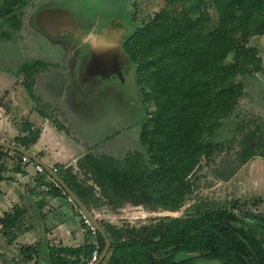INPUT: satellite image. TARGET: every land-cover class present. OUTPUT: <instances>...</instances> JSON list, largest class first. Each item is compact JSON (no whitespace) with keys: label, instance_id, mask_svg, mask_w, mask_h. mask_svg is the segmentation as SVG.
I'll list each match as a JSON object with an SVG mask.
<instances>
[{"label":"trees","instance_id":"16d2710c","mask_svg":"<svg viewBox=\"0 0 264 264\" xmlns=\"http://www.w3.org/2000/svg\"><path fill=\"white\" fill-rule=\"evenodd\" d=\"M27 1L1 0V39L10 40L21 29ZM165 2L141 25L127 26L121 44L127 64L134 69L135 83L152 106L143 111L138 134L147 157L135 152L121 160L88 151L77 161L83 179L71 168L56 170L90 210L123 202L152 211L178 210L191 192L188 177L201 157L209 158L223 148L213 136L219 122L243 95L239 77L262 69L257 48L248 46V42L252 36L264 35V0ZM176 3H180L178 9H174ZM207 7L216 14L211 29L207 28L212 20ZM50 65L33 59L19 66L18 73L25 76L23 86L31 98L35 74ZM52 122L64 129L58 120ZM15 126L21 133L14 144L30 150L38 140L40 126L28 121L15 122ZM239 142L236 167L255 156L264 158V140L255 141L243 134ZM9 152L17 161L13 171L24 172L20 165L23 154L0 148V181L4 179ZM52 183L57 194L68 198L57 183ZM71 203L78 209L75 202ZM237 207L234 203L231 208L216 207L194 216H163L140 227L117 226L98 219L110 242L99 264H196L200 260L264 264V215L241 208L235 213ZM81 225L86 227L82 244H51L45 238L48 227L43 223L42 239L36 244L20 245L18 252L34 264H40L43 254L48 264H93L105 240L83 221ZM31 226L28 210L22 205H14L0 216V235L7 244ZM180 253L186 256L180 258Z\"/></svg>","mask_w":264,"mask_h":264},{"label":"rangeland","instance_id":"374dc122","mask_svg":"<svg viewBox=\"0 0 264 264\" xmlns=\"http://www.w3.org/2000/svg\"><path fill=\"white\" fill-rule=\"evenodd\" d=\"M165 5V0H28L24 7L26 17L24 29L22 26L10 40L0 38V44L2 42L0 69L4 72H11L16 77L22 76L25 80L23 73L17 72L21 64L33 59L55 61L64 58L61 63L65 65L66 73L56 75L57 78L53 81L50 78L54 74L38 78V89L43 90L41 96H46V98L54 96L57 99L55 94H58L61 97L60 102L65 106L63 114L64 116L66 114L65 120L69 127L67 126V129L62 124L65 132L64 135L61 133L63 145L72 152H76L79 150L78 146H85V143L91 142L93 146L82 149L90 150L95 154L108 153L121 160L126 158H124L126 154L129 157L135 152L147 157L145 148L138 142V134L143 111L151 110L152 106L150 102L144 100L135 83L134 69L127 64V71L123 73L108 70L104 73L99 71L91 74L89 67L92 70L93 57L95 59L97 56L93 44L101 34L99 30L102 23H105L102 22L105 21V15L118 14L123 19L125 17L128 29H130L141 25ZM56 7L66 9L76 16L78 25L83 28L81 35L78 36L79 40L83 41L88 34H92L86 42L79 44L76 53L69 51V41L61 46L56 43L52 44L50 42L52 37H49L50 39L40 35L33 37L32 32L26 30L28 26L31 28L34 26L32 13ZM179 7L180 3L174 5V9ZM206 10L212 16L207 26L211 29L216 24V14L209 7ZM102 17L103 20H101ZM94 21L98 23L96 27ZM1 28H4L2 20H0ZM8 41H13L18 46L3 43ZM118 44L122 47V40ZM248 46L257 48L261 57L262 69L256 73L239 77L238 80L244 85L243 95L233 106V111L219 122L213 136V140L220 142L223 148L209 158L202 156L198 166L189 174L188 182L191 185V192L186 195L183 205L175 211L162 209L152 211L141 205L126 202L115 207L104 205L99 209H94L95 212H100L99 219L117 226L140 227L155 223L159 217L194 216L216 207L231 208L234 203L238 205L233 210L235 213H239V208H241L264 215V158L255 156L237 167L234 161L235 154L241 146L239 138L243 134L251 136L255 141L264 140V37L252 36ZM36 53L41 57L36 58ZM73 62L74 69H72ZM0 95H2L0 96L2 106L10 107L7 92L3 91ZM26 101L32 102L34 107H51L40 98L32 99L28 95ZM50 110L46 112L49 113L47 116L51 120L56 119L60 122L56 116L58 113L56 111L52 113ZM71 133L74 134V138ZM104 136L106 138L101 139ZM75 141L79 144L75 145ZM29 149L36 152L33 147ZM77 172L80 179H83V173ZM68 202L71 203L69 200ZM54 216L59 223L63 222L61 215L54 213ZM239 216L242 217L241 214ZM245 218L246 221L251 222L249 218ZM34 220L35 224L32 223L30 227L33 229L31 231L33 236L27 242L13 241L12 244H7L6 239L0 235V262L34 264L33 260H26L18 252L20 245H28L29 242L36 244L42 239L44 228L42 222L38 221V216ZM48 224L51 226H47L48 233L45 238L51 244L77 243V235L74 232L69 235L64 227H58L61 233H56L52 229L57 225L52 226L53 222L49 221ZM68 229L70 227H67ZM57 237H60V241ZM63 237L69 239L65 241ZM79 239L81 240L82 237ZM184 256L186 255L183 253L178 255L180 258ZM40 264H48L46 254L42 255ZM196 264H218V262L200 260Z\"/></svg>","mask_w":264,"mask_h":264},{"label":"crops","instance_id":"0c3cea01","mask_svg":"<svg viewBox=\"0 0 264 264\" xmlns=\"http://www.w3.org/2000/svg\"><path fill=\"white\" fill-rule=\"evenodd\" d=\"M48 10L55 9L48 8ZM25 19L26 17L24 13L22 18V26L25 25ZM32 28L28 26L26 30L32 32L33 37L40 35L45 38H49V35H47L45 31L44 32L46 34L37 29L38 27L35 23ZM50 42H52V44L56 43L60 46L65 45V42L62 40L52 39ZM69 42V51L72 53L75 50L76 45H74L73 41ZM3 43L9 44V46H18L13 41ZM36 54V58L41 57L40 54ZM42 57L48 59L46 56ZM63 60L64 58L55 61L47 60L49 63H51V66H49L45 71L37 72L34 76L32 99L40 98V100L44 101L45 104L51 107H34L32 102L26 101L28 93H26L24 89V79L22 76L16 77L11 72H4L0 69V93L3 91L7 92L10 106L7 108L2 106L0 97V140L14 144L15 137L21 133L16 128L15 122L21 123L23 121H28L36 123L40 126L41 131L38 140L31 145V147L34 148V151H36L32 152L35 154H41L40 158L50 167H56L58 170L71 168V171L76 173L78 171V159L88 152L87 149L84 150L82 148H90L93 146V143L89 142L85 143V146H78L79 150L76 152H72L69 148H66L63 145V136H61V133L64 135L65 132L58 129L52 120L47 116L49 113H46L48 110L54 109L58 113V116H56L60 120V123L68 129L69 126L65 120L66 114L65 116L63 114V107L65 106L60 102L61 97L58 94H55L57 99H55L56 97L54 98V96H49V98H46V96L42 97L41 92L43 90L42 88L41 90L38 89V78L46 77L47 75L51 76V74H54L50 78V80L53 81L54 78H57L56 75L67 72L64 71L65 65L61 63ZM89 70H91L90 67ZM46 72L50 74H47ZM50 111L52 113L55 112L52 110ZM71 134L74 138V134ZM104 138H106V136L102 137L101 139ZM74 144L78 145L79 142L75 141ZM4 165L6 166V170L2 174L4 179L0 181V216L3 214V212L10 210L14 205H22L28 210L31 225L32 223L35 224L34 218L38 216V221L42 222V224L45 223L46 226H51V224H48V221L53 222L52 226L57 225L52 229L53 232L61 233L58 227H64L69 235H71L73 232L77 235V243L67 244L64 242L62 243L63 245H79L85 241L86 227L81 225V215H79L80 213L77 209H75L73 203H69L66 198L60 196L54 191V183H52L51 176L49 174H38L35 171L33 165L26 163L20 164L24 172H14L12 168L17 165V161L15 159V155H13L11 152L8 153V158L4 162ZM39 177L40 179H38ZM54 213H56L58 216L61 215L63 222L59 223L54 216ZM42 214L44 216L43 218H41ZM67 227H70V229L67 230ZM32 230L33 229L30 228L24 232H20L21 234L18 235L15 241L27 242L33 236L31 235ZM63 236L65 237V234H63ZM64 237L63 240L65 241L69 239H65ZM80 237H82L81 240L79 239ZM57 240L60 241V237H57ZM31 243L29 242L28 244Z\"/></svg>","mask_w":264,"mask_h":264},{"label":"water","instance_id":"95a60500","mask_svg":"<svg viewBox=\"0 0 264 264\" xmlns=\"http://www.w3.org/2000/svg\"><path fill=\"white\" fill-rule=\"evenodd\" d=\"M44 12H45V16L41 19V22H42V28L45 32L51 33V31H54L56 28L61 29V28L67 27L68 31L74 32L75 36L81 35L82 30L75 26L74 18L72 14L66 9L57 8L55 10H46ZM60 15H62L61 18H60ZM91 37H92V34H88L87 37L84 38L83 40L87 41V39ZM262 37H264V35H262L261 38ZM118 43H119V33L114 34V37L110 41L108 46L112 52L114 53L119 52V54L123 56L124 55L123 49ZM0 147L22 153L26 155L27 157H29L34 162H36L37 164H40L45 169V171L51 176L54 182L57 183V185H59L63 189V191L68 195V198L71 201L76 203L79 212L85 215L87 219L90 221V223L92 224V226L97 231H99L104 237L105 243H104L103 249L100 252L99 256L93 262V264H99L104 259V257L107 255L109 247H110V242H109V238L107 237L103 227L99 223L98 219L94 216L93 211L87 208V206L80 200V198L76 195V193H74L72 189L65 183L62 177H60L56 172H54L52 168L48 164H46L38 155H36L30 150L24 149L23 147L19 145L12 144L6 141L0 140Z\"/></svg>","mask_w":264,"mask_h":264},{"label":"flooded vegetation","instance_id":"af4514ba","mask_svg":"<svg viewBox=\"0 0 264 264\" xmlns=\"http://www.w3.org/2000/svg\"><path fill=\"white\" fill-rule=\"evenodd\" d=\"M50 9H52V8H50ZM54 9H56V8H54ZM46 10H48V8L45 9L44 11H46ZM44 11L39 10V11H37V13H35L36 11L34 13H32L33 23H35L38 27L37 29L41 30L42 32H44V30L42 28L41 19L45 16ZM61 16L62 15H60V18H61ZM72 16L74 18L75 26L82 30L83 28L80 27L76 21V16L73 13H72ZM104 17H106L104 19L105 21H102V22H105V23H102L103 25L101 26V28L99 30V32H101V34L97 38V41H95V44H94V47L96 48L97 56L95 59L93 57V60H92V62H93L92 67L93 68H92V70H90V72H91V74H94V73L99 72V71L104 73L108 70H114V71H117L118 73L126 72L127 71L126 70L127 62H126L125 56L124 55L122 56L121 54H119V52H117V53L112 52L108 45H109L110 41L113 39L114 34L119 33V42L121 40H123V38L126 34L127 26H128V24L126 23L127 19L125 17L123 19V17L121 15H118V14H116V15H105ZM101 20H103V17L101 18ZM101 20H99V22H101ZM97 24H98L97 22L94 23L95 27ZM47 35H49V37H52L51 39H53V40H62L64 42L73 41V43H74V45H76V47L72 53H76L79 49V44L84 41V40L83 41L79 40L78 36L77 35L75 36L74 32L68 31L67 27L61 28V29L56 28L54 31H51V33H47ZM78 41H80V42H78ZM84 42H86V41H84ZM45 62H47V61H45ZM74 67L75 66H74V62H73L72 69H74ZM42 71H45V70H42ZM17 72H18V70H17ZM19 74H21V73H19Z\"/></svg>","mask_w":264,"mask_h":264},{"label":"built area","instance_id":"2783aa9c","mask_svg":"<svg viewBox=\"0 0 264 264\" xmlns=\"http://www.w3.org/2000/svg\"><path fill=\"white\" fill-rule=\"evenodd\" d=\"M21 160H22V163H26V164H31V165H33L34 166V168H35V171L38 173V174H42V173H44V171H45V169L40 165V164H37L36 162H34L33 160H31L29 157H27L26 155H22L21 156ZM52 168V170L54 171V172H56V167H51ZM51 181L52 182H54V180L51 178ZM68 200L70 201V202H72L69 198H68ZM93 211V214H94V216L97 218V219H99L100 218V212L98 211V212H95L94 210H92ZM80 213V215H81V220L87 225V227L91 230V232L92 233H94L95 232V228L92 226V224L90 223V221L87 219V217L85 216V215H83L81 212H79ZM95 254H96V252L94 251V253H93V257H92V259H95Z\"/></svg>","mask_w":264,"mask_h":264},{"label":"bare ground","instance_id":"6f19581e","mask_svg":"<svg viewBox=\"0 0 264 264\" xmlns=\"http://www.w3.org/2000/svg\"><path fill=\"white\" fill-rule=\"evenodd\" d=\"M80 12V11H79ZM95 22V21H94ZM132 94V93H131ZM130 95V94H129ZM131 97H132V95H131Z\"/></svg>","mask_w":264,"mask_h":264}]
</instances>
